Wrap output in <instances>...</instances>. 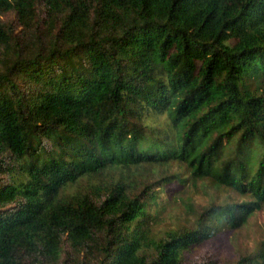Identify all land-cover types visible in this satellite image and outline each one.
I'll list each match as a JSON object with an SVG mask.
<instances>
[{
    "label": "trees",
    "instance_id": "16d2710c",
    "mask_svg": "<svg viewBox=\"0 0 264 264\" xmlns=\"http://www.w3.org/2000/svg\"><path fill=\"white\" fill-rule=\"evenodd\" d=\"M263 206L264 0H0V264H264L190 262Z\"/></svg>",
    "mask_w": 264,
    "mask_h": 264
},
{
    "label": "rangeland",
    "instance_id": "374dc122",
    "mask_svg": "<svg viewBox=\"0 0 264 264\" xmlns=\"http://www.w3.org/2000/svg\"><path fill=\"white\" fill-rule=\"evenodd\" d=\"M182 186L177 181H173L166 186L157 188L158 201L160 205L177 195V191L182 190ZM193 196L196 204L205 205L209 202L208 193L203 190L197 192H187V196ZM224 198V197H222ZM152 211V210H151ZM179 213L178 209L168 207L165 211V220L163 224L173 223V217ZM264 235V206L257 211L249 222L236 230H224L219 232L209 241L197 247L191 254L190 262H201L206 258L216 259L220 263L228 260H235L240 253L250 251ZM190 264V263H189ZM223 264V263H222Z\"/></svg>",
    "mask_w": 264,
    "mask_h": 264
}]
</instances>
